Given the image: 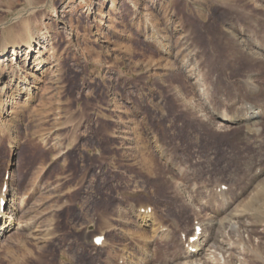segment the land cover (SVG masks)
I'll use <instances>...</instances> for the list:
<instances>
[{
    "label": "rangeland",
    "instance_id": "1",
    "mask_svg": "<svg viewBox=\"0 0 264 264\" xmlns=\"http://www.w3.org/2000/svg\"><path fill=\"white\" fill-rule=\"evenodd\" d=\"M230 23H252L264 37V0H0V189L6 184V209L21 227L0 237V264H264L260 188L261 208L246 213L258 230L233 225L222 234L223 254L180 258L196 225L210 233L208 196L221 189L235 201L264 177V119L258 133L224 134L207 120L254 103L245 73L264 86V65L227 56ZM30 38L39 43L33 55ZM184 38L202 57L189 75L197 89L177 67V57L193 59ZM159 148L206 205L186 207L173 183L144 174L142 153L163 172ZM141 206L166 239L139 224ZM35 228L48 233L44 243Z\"/></svg>",
    "mask_w": 264,
    "mask_h": 264
},
{
    "label": "bare ground",
    "instance_id": "2",
    "mask_svg": "<svg viewBox=\"0 0 264 264\" xmlns=\"http://www.w3.org/2000/svg\"><path fill=\"white\" fill-rule=\"evenodd\" d=\"M251 22H254V21H251ZM250 24H252V23H249V24L248 23H243V24H239V25H237L235 23H230L229 25H227L226 29L229 30V31H231L232 34H233V36H232V39H233L232 47L228 50L227 56H229L231 53H233L232 51H234V52H236V55H238L241 58V60H243L244 62H251L252 61L254 63H259L260 65H264V37H262L261 39H259L258 36H257V33H256L257 32L256 29L254 27L251 28V25ZM154 30H156V29H154ZM232 39H230V42H231ZM184 40H185V43L188 45V48L192 52L193 59L190 60V61L189 60L187 61V60H185L186 59L185 57H183L185 59L178 58L177 57L176 58V60H177L176 63H177L178 70L180 72H183V73H185V74H187L189 76L192 73V71L197 67V64L202 61V57L200 56V53L198 51L199 49L196 46H191L190 47V45L188 44V40L185 39V38H184ZM35 45L37 46V45H39V43H34V41H32V38H30V41L26 45V51L25 52L27 53V55H33L35 53V48H34ZM231 49H233V50H231ZM11 53H12V56H17V59H18V52L16 51V47L14 48V46H13V48L11 50ZM189 58H190V54H189ZM230 58L231 57H229V60H230ZM198 69H200V68L198 67ZM191 76H195V75L192 74ZM191 76H189L190 79L192 80L191 82L194 84V86L197 89V87H198L197 81L198 80H196L197 79L196 78L195 79L196 81H195L194 79L191 78ZM201 78H199V79H201ZM203 78H205V77H203ZM243 78H244L243 81L249 87V88L247 87V89L249 90L248 93L246 92L247 95L249 97L250 96H254L255 97L254 98V103L253 104H249V103L248 104H244L239 110L236 107L237 104H235V105L230 104V106L233 107V108H231V113L234 112L235 107L237 108V109H235V112L233 113L232 116H227V114H223L221 112L214 111V112H212V116L213 117H211L209 115V113L207 112L208 115H209V117H208L207 120L210 122V125H212L214 127L213 129H214V131H216L217 134L219 132H221L223 134L226 133V131L228 130L229 127H230V130H231L232 128H237V127L239 128V127H246V126H248V128L249 127H252L253 128L252 131H255V132L258 131L259 132V129L260 128L256 127V124L257 125L260 124L262 122V120L264 119V95L262 97H258V95H260L261 91H264V86H262V84H259V85L256 86L253 83L256 79H258V74L255 71H250V72L245 73V75H244ZM199 82H201V81H199ZM12 83H13V81L10 79L9 85L12 86L11 90H12V93H13L14 92V90H13L14 89V86L12 85ZM240 83H242V82H240ZM199 86L201 87V85H199ZM194 92H195V90H194ZM199 93H200V88H199ZM196 94L197 93H194L190 97V100L193 99V98H195L196 99L195 100L196 103H194V104L195 105H199L200 106L199 108L202 109L201 108V104H200V100L201 99H200V97L197 98L198 96ZM11 96L12 95H10V97H9L10 100H12L11 98H13ZM222 109H224V107ZM195 111H197V110H195ZM202 111L204 113V110H202ZM205 111H206V109H205ZM197 115H199V114H197ZM201 115L202 114H200V118H201ZM206 116H207V114L205 115V118H206ZM199 120H201V119H199ZM247 132H248V130H247ZM144 153H147V152H144ZM155 153L158 155L157 157H159L160 160L161 161L163 160L162 162H164L163 165H165V166H162V167L160 166L163 169V172H160V171L156 170V168H155L156 167V162L152 161L151 159H149L146 155H144L142 153V155H140V158H139V161H140L139 163H140V166L144 170V174L147 175L148 177L152 178L151 179L152 182H160V183H163V184H171V183H173L175 185V187H173V188L176 189L177 196L178 197H181L182 199L184 198L183 199L184 201L186 200L183 203L184 206L191 208V207H195L198 204L199 205L200 204L201 205H204L205 204L204 201L206 199L203 200V201L201 200L202 198L199 201L198 200H195L197 198L196 197L194 198L193 187H191L192 184H190L191 186L190 185L189 186L187 185V186L184 187V185L182 186L180 184V182H178L177 177L180 176V173L179 172H182V171L179 170V168H178V166L176 164H174V163H172V161H170V158H168L166 156L165 151L160 149V150H155ZM149 154H150V152H149ZM147 155H148V153H147ZM263 176H264V174H263ZM253 179H255V178H253ZM255 180H257V179H255ZM260 180H262V181L261 182L259 181L260 182L259 183V186H257V187L254 188L252 186L253 185L252 184L250 187H247V190L243 189V190H245L244 195L242 197L236 195L237 197H236V200L235 201L230 200L229 198H227V196L225 197L224 196V193L222 192L221 189L218 190V191H221L220 193L217 192V194L207 197V199L209 198V200L211 201L210 202V205L211 206H214V210H215L213 212L214 214L211 215L207 219V222H206L208 231H210V233H207V230L206 231H203V229H201V226L199 224V225H196L195 226L194 231H192L193 234L190 232L192 235L188 236L186 239H184L182 237L184 239V242L182 241L183 242L182 244H183V248H184V251L185 252H184V255H182L180 257L181 260L182 259H185L186 261H189V262H193V263L194 262H198V263L200 262L201 263V262H204L205 259H207L206 256L208 254H210V253L213 254V253H216L217 252L218 255L219 254L220 255L223 254L226 251V248L221 243L222 234H223V232H224L225 229L231 228V227H233V225H236L237 226V224H240L245 229V232H247V233L248 232L251 233L253 231L258 230L257 228L259 227V224H253V223L249 222L247 220L249 217H248V215L246 213L250 214V213H252V211L258 210L262 206L261 205V198H260L261 196H259V197L256 196L257 190L259 188L261 189V192H262L261 195L264 193V177L262 179H260ZM255 184L257 185V182ZM260 189H259V192H260ZM172 190H170V191H172ZM211 190H212V188H211ZM214 190H216V189H214ZM226 192H227V190H226ZM173 193H175V192H173ZM214 193L215 192H213V194ZM7 196H9V195H7ZM7 196H6V194H3L2 193V190L0 189V201L1 200H4L5 201V207H4L3 210H1V206H0V237L4 236L6 234H9L11 232L10 229L13 230V227L15 225L20 224V223H17V221L15 222V219H16L15 211L13 209H11L10 206H8L7 209H6V204L9 202V200L7 201ZM262 201H264V200H262ZM196 212H198V210H196ZM198 213H196V215H198ZM135 216H136V218H138L139 224H141V225L142 224L143 225L150 224L152 234H154L155 236H157V238H159V240H164V239H166L169 236V234L167 233V231L163 229L162 225L157 227V224L158 223H155L154 224V222L152 221V214H150V215L148 214V210H147L146 207H144V206L138 207V211L136 212V215ZM194 218H196V217H194ZM199 220H201V218ZM202 220H204V219H202ZM27 225L25 224V226L24 225L23 226L24 227H27ZM17 227H18V229H21V227L19 225H17ZM197 227H199L201 229V232L199 234H196V228ZM36 232L39 233L38 236L35 234L36 237H37V240L40 241L41 243H44V241L47 239L46 238V235L48 234L47 231H46L47 234H45L43 231H41V229L40 230L38 229V231H37L36 228H35V233ZM41 233H44V235L41 234ZM247 233H246V235H247ZM260 234H261V232H260ZM39 235H41V236H39ZM193 237H196V240L194 242H190V239L193 238ZM144 238H149V235L146 236V237H144ZM237 238H239V237H237ZM252 242H253V240H252ZM258 242H260V241H258ZM104 243L105 242H103L102 244H104ZM234 252H236V251H234ZM262 256H263V254H262ZM224 257L222 259H224ZM208 260H206V261H208ZM253 260H254V258H253ZM209 262H211V261H209ZM231 263H232V261H231ZM238 263H240V262H238Z\"/></svg>",
    "mask_w": 264,
    "mask_h": 264
}]
</instances>
